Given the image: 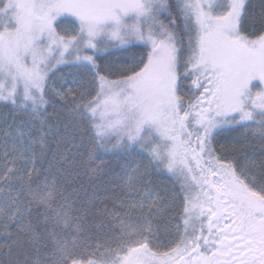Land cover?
Masks as SVG:
<instances>
[{
    "label": "snow or ice",
    "instance_id": "obj_1",
    "mask_svg": "<svg viewBox=\"0 0 264 264\" xmlns=\"http://www.w3.org/2000/svg\"><path fill=\"white\" fill-rule=\"evenodd\" d=\"M0 264H264V0H0Z\"/></svg>",
    "mask_w": 264,
    "mask_h": 264
}]
</instances>
